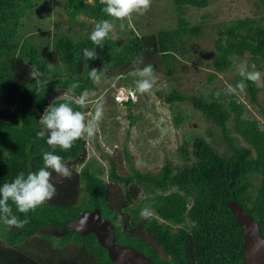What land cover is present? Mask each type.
Returning <instances> with one entry per match:
<instances>
[{
	"label": "trees",
	"instance_id": "1",
	"mask_svg": "<svg viewBox=\"0 0 264 264\" xmlns=\"http://www.w3.org/2000/svg\"><path fill=\"white\" fill-rule=\"evenodd\" d=\"M209 2L172 0L179 14L177 28L121 40L109 35L104 47L96 49L99 57L88 61L83 57V49L93 47L88 35L75 39L69 33H56L52 50L45 52L27 38L21 41L20 30L34 1L0 0V184L21 171L35 172L43 166L42 152L52 149L46 138L36 136L41 130L38 120L49 104L65 102L73 84L78 87L70 102L84 112V105L74 100L85 89L95 90L88 67L98 75L106 70L122 76L151 64L154 72L169 73L177 56L185 52V38L201 32L199 25L188 24L182 9H205ZM103 7L102 0L63 4L69 19L83 16L95 22L109 19ZM217 33L212 55L216 72L229 70L235 57L264 63V15L230 21ZM140 58L143 62L136 63ZM37 69L40 75L34 79L31 73ZM246 83L255 103V82ZM164 100L188 103L216 125L230 154L221 155L203 137H194L179 148L181 166L167 161L157 174L134 169L122 174L110 160L104 180L101 169L89 165L75 169L85 160L84 136L67 151L57 148L56 154L63 157L72 175L64 178L52 172L57 193L34 212L19 213L12 205V213L20 220L27 215L29 222L12 229L0 224V264H114L94 234L83 236L68 229L69 222L95 209L113 223L117 244L140 251L153 264H242L243 231L228 205H240L264 237V129L257 119L247 117L234 95L225 99L172 91ZM125 104L129 106L130 101ZM174 120L176 125L182 121ZM231 132L245 146H239ZM143 209L151 215L142 217ZM142 232L155 240L157 248L149 245Z\"/></svg>",
	"mask_w": 264,
	"mask_h": 264
},
{
	"label": "rangeland",
	"instance_id": "2",
	"mask_svg": "<svg viewBox=\"0 0 264 264\" xmlns=\"http://www.w3.org/2000/svg\"><path fill=\"white\" fill-rule=\"evenodd\" d=\"M33 1L34 8L23 21L20 40L29 39L42 52L52 50L56 33H69L78 39L87 36L94 27L95 21L83 16L69 19L63 10L66 0ZM182 15L190 26L199 25L201 32L198 36L185 38V52L177 56L173 70L166 74L154 72L155 83L149 92L136 93L134 102L130 101L127 106L115 99L119 94L125 101L138 79L134 74L136 71L116 76L114 72L104 70L99 75L100 80L94 81L95 90L89 93L84 112L93 113L96 105L102 104L103 115L99 121V132L92 137L84 136L85 160L76 166L77 172L89 165L93 169H101V178L107 180L109 162L113 160L117 171L122 174H128L131 169L157 174L167 161L173 167L181 166L179 148L185 140L191 141L194 137H203L221 155L230 154L216 125L188 103L169 104L164 100L172 91L204 97L218 93L225 99L234 95L245 107L247 117L257 119L264 129V63L250 62L248 56L235 57L232 66L224 73L216 72L212 65L218 29L233 20L263 16L264 0H210L205 9L184 8ZM178 16L172 0H152L147 12L124 22V30L120 28L121 21H113L110 36L121 40L132 34L139 37L155 35L160 30L177 28ZM109 20L113 18L109 17ZM241 62L247 64L249 71L262 74L261 79L255 82L258 89L255 103L246 88L243 92L228 91V86L234 87L240 78L237 65ZM178 117L182 121L176 125L174 118ZM231 136L238 139L239 146H245L233 132ZM252 181L258 185L255 177ZM141 235L150 246L157 248L149 235L144 232Z\"/></svg>",
	"mask_w": 264,
	"mask_h": 264
},
{
	"label": "clouds",
	"instance_id": "3",
	"mask_svg": "<svg viewBox=\"0 0 264 264\" xmlns=\"http://www.w3.org/2000/svg\"><path fill=\"white\" fill-rule=\"evenodd\" d=\"M102 3L104 4L102 11L113 20L100 19L96 21L93 29L88 33V39L93 45L91 48L85 47L83 49V57L88 61L96 60L99 57L96 49L104 47L105 40L109 38L113 30V21H121L120 28L124 30V22L131 21L134 15H142L147 12L152 0H102ZM135 62L142 63L143 61L140 58ZM52 67V64L49 63L48 69L51 70ZM237 68L242 79L234 87L229 85V92H236L237 90L243 92L247 87L246 82H257L261 79L262 74L259 71H249L247 64L244 62L239 63ZM134 74L138 76V79L135 81L134 89L131 92L129 91L131 95L147 93L153 88L155 75L151 64L137 69ZM39 75L38 69L31 73L34 79ZM88 77L96 82L100 80L98 71L95 68L89 70L88 67ZM77 87L78 84L71 85L68 94L64 97L65 102L49 104L38 120L41 130L36 133V136L46 138V144L51 146L52 149L42 152L43 166L35 172L25 173L21 171L10 182L0 184V224L9 226V229L19 228L29 222L27 215L23 220H20L12 213L13 204L19 213L34 212L57 193L56 186L51 179L52 172L64 178L72 175V171L65 164L63 157L56 154V149L67 151L72 148L76 140L85 135L92 137L99 132V121L103 115V106L97 104L93 113H85L74 109L70 101ZM88 95V90H83L75 98V104L85 105ZM217 95L219 94L217 93ZM117 96L122 98L119 94ZM121 101V103L120 101L117 102L120 104L129 101L134 102V98L127 95L125 101L123 99ZM140 214L142 217L147 218L151 215V212L148 209H143Z\"/></svg>",
	"mask_w": 264,
	"mask_h": 264
},
{
	"label": "water",
	"instance_id": "4",
	"mask_svg": "<svg viewBox=\"0 0 264 264\" xmlns=\"http://www.w3.org/2000/svg\"><path fill=\"white\" fill-rule=\"evenodd\" d=\"M228 206L243 231L242 264H264V237L259 225L236 202H230ZM68 229L83 236L94 234L114 264H153L140 251L115 242L114 225L101 216L99 209L69 222Z\"/></svg>",
	"mask_w": 264,
	"mask_h": 264
},
{
	"label": "built area",
	"instance_id": "5",
	"mask_svg": "<svg viewBox=\"0 0 264 264\" xmlns=\"http://www.w3.org/2000/svg\"><path fill=\"white\" fill-rule=\"evenodd\" d=\"M130 92H131V91H130ZM130 92H129L130 97H131V98H134V95H131ZM121 99H122V98L119 97V96L116 97V100H117V101H120V103L122 102Z\"/></svg>",
	"mask_w": 264,
	"mask_h": 264
}]
</instances>
